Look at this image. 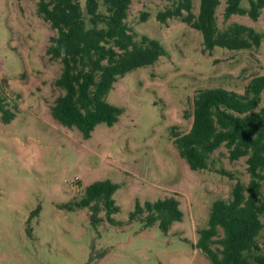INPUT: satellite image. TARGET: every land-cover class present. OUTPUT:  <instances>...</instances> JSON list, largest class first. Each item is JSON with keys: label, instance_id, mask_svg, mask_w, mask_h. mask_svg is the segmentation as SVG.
Wrapping results in <instances>:
<instances>
[{"label": "rangeland", "instance_id": "374dc122", "mask_svg": "<svg viewBox=\"0 0 264 264\" xmlns=\"http://www.w3.org/2000/svg\"><path fill=\"white\" fill-rule=\"evenodd\" d=\"M177 1L131 0L126 24L134 40H156L166 54L113 84L105 101L123 110L118 122L97 125L83 140L50 116L62 95L54 85L61 64L46 54L56 31L37 14L36 0H0V100L18 108L10 123L0 121V264H210L195 248L198 231L207 227L214 202H228L236 182L247 184L245 158L231 162L220 147L206 170L192 171L172 135L190 130L200 90L243 94L252 78L264 76V10L255 22L247 15L225 20L219 0L218 29L251 27L261 44L206 51L201 34L181 19L157 20ZM199 3L192 0L195 16ZM240 7L247 10L248 0ZM100 181L117 186L113 223L103 210L92 221L87 208L61 207ZM168 197L178 201L182 220L167 233L128 220L136 203ZM256 242L264 253V229Z\"/></svg>", "mask_w": 264, "mask_h": 264}, {"label": "trees", "instance_id": "16d2710c", "mask_svg": "<svg viewBox=\"0 0 264 264\" xmlns=\"http://www.w3.org/2000/svg\"><path fill=\"white\" fill-rule=\"evenodd\" d=\"M36 1L37 14L56 31L46 54L61 64L54 85L62 95L50 108V116L88 140L97 125L112 127L123 112L105 101L113 84L136 69L153 65L166 52L156 40H134L126 24L131 0ZM241 1L225 0L224 19L247 15L257 21L264 10V0H248L247 10L240 7ZM219 5V0H200L195 16L192 0H178L172 8L157 14V20L164 23L167 19H181L201 34L206 51L216 47L231 51L259 48L262 36L251 27L234 23L222 31L218 29ZM262 93L264 76L252 78L243 94L223 88L200 90L193 100L190 130L172 135L179 156L192 171L206 170L210 156L220 147L227 150L231 162L245 158L247 184L236 182L228 202H214L207 227L198 231L195 248L207 256L210 264H264V253L256 242L264 229V107L259 108ZM17 110L16 105L12 110L7 108L1 99L0 121L10 123ZM116 188L108 181L94 182L84 189L78 202L61 207L87 208L92 221L98 220L103 210L106 220L113 223L112 216L119 211L112 200ZM178 206L174 197L142 206L136 203L128 220H137L144 228L157 225L167 233L172 223L182 220ZM214 244L220 249L213 250Z\"/></svg>", "mask_w": 264, "mask_h": 264}]
</instances>
